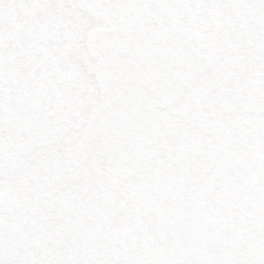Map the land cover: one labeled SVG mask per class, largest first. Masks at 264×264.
Wrapping results in <instances>:
<instances>
[{"label":"snow or ice","instance_id":"snow-or-ice-1","mask_svg":"<svg viewBox=\"0 0 264 264\" xmlns=\"http://www.w3.org/2000/svg\"><path fill=\"white\" fill-rule=\"evenodd\" d=\"M0 264H264V0H0Z\"/></svg>","mask_w":264,"mask_h":264}]
</instances>
